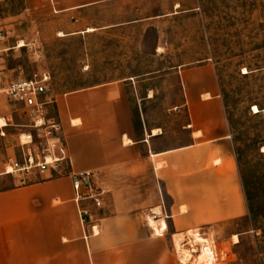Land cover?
<instances>
[{"label": "crops", "instance_id": "obj_1", "mask_svg": "<svg viewBox=\"0 0 264 264\" xmlns=\"http://www.w3.org/2000/svg\"><path fill=\"white\" fill-rule=\"evenodd\" d=\"M49 1L55 13L76 16L123 0ZM95 31L73 26L58 34ZM178 74L186 121L176 145L166 144L160 127L137 124L123 83L54 98L48 118L61 125L68 162L60 175L35 173L0 190V264H178L175 236L191 232L197 239L193 230L247 218L216 70L203 63ZM7 127L0 125L1 135ZM82 172H92L102 190L101 208L76 199L72 175Z\"/></svg>", "mask_w": 264, "mask_h": 264}, {"label": "rangeland", "instance_id": "obj_2", "mask_svg": "<svg viewBox=\"0 0 264 264\" xmlns=\"http://www.w3.org/2000/svg\"><path fill=\"white\" fill-rule=\"evenodd\" d=\"M55 7L49 0H0V87L37 75L47 88L27 102L0 99V125H8L0 133V171L13 150L20 156V135L34 131L38 103L48 118L57 95L112 81L124 84L137 124L160 127L167 145L179 144L186 121L179 70L210 63L248 216L193 230L198 242L188 232L182 249L191 256L188 264H264V0H123L76 16L55 13ZM73 26L96 31L58 34ZM15 184L18 177L0 176V190ZM153 216L147 217L151 225ZM174 253L181 264V251L175 247Z\"/></svg>", "mask_w": 264, "mask_h": 264}, {"label": "built area", "instance_id": "obj_3", "mask_svg": "<svg viewBox=\"0 0 264 264\" xmlns=\"http://www.w3.org/2000/svg\"><path fill=\"white\" fill-rule=\"evenodd\" d=\"M44 78L37 75L30 80H15L0 87V99L7 98L14 102H27L29 97L37 98L46 93ZM253 114H256L253 110ZM43 104H37L33 112L34 131L20 135V158H8L0 171V176L18 177V183L24 184L33 174H43L47 171L57 172L63 163L68 162L66 145L62 139L60 123L47 118ZM73 188L78 200H92L96 207H102V190L94 188L93 173L82 172L72 175ZM83 217L85 212L81 211Z\"/></svg>", "mask_w": 264, "mask_h": 264}, {"label": "bare ground", "instance_id": "obj_4", "mask_svg": "<svg viewBox=\"0 0 264 264\" xmlns=\"http://www.w3.org/2000/svg\"><path fill=\"white\" fill-rule=\"evenodd\" d=\"M90 31H93V29H89L88 30V32H90ZM59 35L60 36H63V34H59ZM22 45H23V43H21L20 46H22ZM254 111H255L256 114L260 112V110H259V108L257 106L254 107ZM1 126L2 127H5V126H7V123L3 121V123L1 124ZM151 222H153L152 219H151ZM184 241L185 240L182 237H179V236H175L174 237L175 247L181 251V256H180L181 264H188L190 262V260H191V256H190V254L186 250L182 249V247H183L182 244L184 243ZM195 242H198V240L196 238H195Z\"/></svg>", "mask_w": 264, "mask_h": 264}, {"label": "trees", "instance_id": "obj_5", "mask_svg": "<svg viewBox=\"0 0 264 264\" xmlns=\"http://www.w3.org/2000/svg\"><path fill=\"white\" fill-rule=\"evenodd\" d=\"M238 161V160H237Z\"/></svg>", "mask_w": 264, "mask_h": 264}]
</instances>
